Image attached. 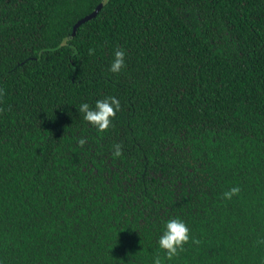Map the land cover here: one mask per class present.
Returning a JSON list of instances; mask_svg holds the SVG:
<instances>
[{
	"label": "trees",
	"instance_id": "trees-1",
	"mask_svg": "<svg viewBox=\"0 0 264 264\" xmlns=\"http://www.w3.org/2000/svg\"><path fill=\"white\" fill-rule=\"evenodd\" d=\"M0 88V264H264V0H0Z\"/></svg>",
	"mask_w": 264,
	"mask_h": 264
},
{
	"label": "clouds",
	"instance_id": "clouds-1",
	"mask_svg": "<svg viewBox=\"0 0 264 264\" xmlns=\"http://www.w3.org/2000/svg\"><path fill=\"white\" fill-rule=\"evenodd\" d=\"M106 2V0H105ZM70 39V38H66ZM73 55H76V49L72 48ZM95 53L94 49H89V55ZM125 52L123 49H117L114 53V59L109 67L112 73H119L125 67ZM5 94L4 89L0 88V98ZM120 110V102L115 97H106L102 100H97L95 107L92 108L85 102L79 106L78 111L83 113V119L100 132L107 131L112 126V120L116 112ZM3 111V109H0ZM79 145L83 146L86 141L79 139ZM113 155L119 157L122 155V148L120 144L113 145ZM240 189L238 186L232 187L229 191L223 194L224 198L231 199L232 196L239 194ZM190 229L187 224L178 219L172 218L165 223V230L158 240L160 249L164 250L166 258L171 260L173 257L178 256L182 252L183 246L190 240ZM193 243L199 244V240H192ZM258 244H264V239L257 241ZM152 264H162L161 258L157 255Z\"/></svg>",
	"mask_w": 264,
	"mask_h": 264
},
{
	"label": "water",
	"instance_id": "water-1",
	"mask_svg": "<svg viewBox=\"0 0 264 264\" xmlns=\"http://www.w3.org/2000/svg\"><path fill=\"white\" fill-rule=\"evenodd\" d=\"M100 6H101V4H98V5L95 7V9H94L91 13H89V14L85 15L84 17H82L81 19H79V20L73 25L72 33H71L72 36H73V34L75 33V31H76V29L78 28V26H79L82 22H84L85 20H89L90 18L94 17V16L97 14V12H98Z\"/></svg>",
	"mask_w": 264,
	"mask_h": 264
}]
</instances>
